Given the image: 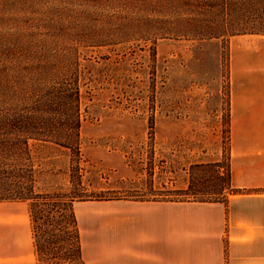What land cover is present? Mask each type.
<instances>
[{
	"label": "rangeland",
	"instance_id": "1",
	"mask_svg": "<svg viewBox=\"0 0 264 264\" xmlns=\"http://www.w3.org/2000/svg\"><path fill=\"white\" fill-rule=\"evenodd\" d=\"M6 10L3 41L14 39L13 52L28 65L43 51L37 88L46 96L79 88L75 136L25 145L24 133L0 132V194L31 196L40 261L74 242V202L101 201L72 196L218 197L230 161L232 98L264 102V0H71ZM6 58L13 75L19 56ZM13 80L5 97L0 92V118L9 121L29 103V83Z\"/></svg>",
	"mask_w": 264,
	"mask_h": 264
},
{
	"label": "crops",
	"instance_id": "2",
	"mask_svg": "<svg viewBox=\"0 0 264 264\" xmlns=\"http://www.w3.org/2000/svg\"><path fill=\"white\" fill-rule=\"evenodd\" d=\"M223 201L72 204L85 264H264V102L232 98ZM0 264H37L27 201H0Z\"/></svg>",
	"mask_w": 264,
	"mask_h": 264
},
{
	"label": "trees",
	"instance_id": "3",
	"mask_svg": "<svg viewBox=\"0 0 264 264\" xmlns=\"http://www.w3.org/2000/svg\"><path fill=\"white\" fill-rule=\"evenodd\" d=\"M71 0H0V21L6 22L5 16L7 10L13 7H20V6H31L37 7L42 5H51V4H61V3H69ZM199 3L201 0H193ZM208 1V0H204ZM14 20V19H13ZM1 35V34H0ZM17 38V37H15ZM102 41V40H99ZM14 39L11 42L3 41V38L0 36V92L5 94L7 93L6 88L9 86V81L11 78H14L12 82L16 84H24L29 83L27 87L28 93L25 95L29 103L25 106V114L18 115L16 118L9 121V118H0V132L2 133H9L11 130H14L16 133L22 132L24 133L25 139L24 144L27 145V139L35 140V141H48L49 137L53 134H67L68 136H75L77 134L79 128V109L77 106L78 101V84L75 86H68L63 85L61 88H57L56 90H51L47 92V96L45 95V88H37V85H40V82L37 78H39L38 70L41 67L42 59H41V51L38 49L39 56L34 58V61L31 62L30 65L26 63V58L24 53L22 54H15L13 52V44ZM40 45V44H38ZM41 47V46H39ZM33 55V53H32ZM37 55V54H36ZM7 56H19L15 60V68L14 74H8L9 67L7 64ZM31 58V56H30ZM25 64L29 66L31 71V75L28 77L25 75ZM74 64H76L74 62ZM69 65V64H65ZM14 66V65H13ZM38 68V69H37ZM7 70V73H6ZM13 86L12 84H10ZM37 88V89H36ZM44 91L43 99H41V94L38 95L39 92ZM39 97V98H37ZM50 97V98H49ZM37 98V99H34ZM33 99V100H32ZM57 100V101H54ZM55 103H59L57 108L51 106ZM73 104L74 106L69 107V104ZM36 104L38 106H36ZM59 114L61 117L54 118L51 114ZM149 124L152 126L153 119L152 117L148 118ZM0 141H4L0 140ZM74 145L78 148V142L75 141ZM66 146V145H64ZM216 168H220L218 163L214 165ZM227 178L225 182V187H222L221 192H216L218 197L209 198L208 200H200V201H223L225 198L226 193H222L223 190L229 188L228 192L237 191L231 188L230 183V161H228V165L225 166ZM216 174L219 172L216 171ZM220 177V176H218ZM194 188H189V191L194 190ZM196 190V189H195ZM227 192V193H228ZM191 194H193L191 192ZM31 198L28 195H8V194H0V201L2 200H22L27 201ZM112 199H119L115 197H107L104 195H75L71 197V201L73 200H112ZM171 201H181V200H174L168 199ZM70 223L74 230V242L70 241L67 243V246H64L63 251L60 253H52L48 258V261H40L39 257L42 253V246L38 244L36 239L34 240V247L35 252L37 255V264H85L81 257V249L78 237V231L76 226V218L72 210H70Z\"/></svg>",
	"mask_w": 264,
	"mask_h": 264
}]
</instances>
